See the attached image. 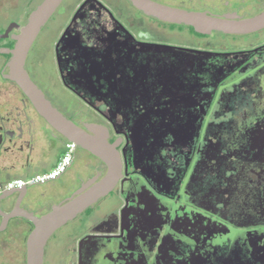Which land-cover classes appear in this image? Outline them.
I'll list each match as a JSON object with an SVG mask.
<instances>
[{"label": "flooded vegetation", "instance_id": "1", "mask_svg": "<svg viewBox=\"0 0 264 264\" xmlns=\"http://www.w3.org/2000/svg\"><path fill=\"white\" fill-rule=\"evenodd\" d=\"M42 1L0 0V264H26L31 217L105 172L73 143L51 176L72 141L11 78ZM141 4L264 14V0H61L22 69L66 119L106 129L122 175L52 233L43 264H264V25L202 33Z\"/></svg>", "mask_w": 264, "mask_h": 264}, {"label": "water", "instance_id": "2", "mask_svg": "<svg viewBox=\"0 0 264 264\" xmlns=\"http://www.w3.org/2000/svg\"><path fill=\"white\" fill-rule=\"evenodd\" d=\"M60 2L61 0H43L30 14L19 41L20 56L18 60L14 59L11 66V78L18 83L36 111L69 141L99 158L105 165V172L99 178L95 176L89 179L63 202L52 205L44 215L31 217L34 227L26 239V264H43L44 246L52 233L106 196L122 175L120 155L115 145L108 141L106 129L95 124H84V127H80L66 119L45 99L42 92L29 80L22 69L27 43L35 37L40 26L51 16ZM139 7L161 20L189 23L188 25L202 33L211 30L229 33L245 32L264 25L261 24L264 22V14L242 21H228L165 6L141 4Z\"/></svg>", "mask_w": 264, "mask_h": 264}, {"label": "built area", "instance_id": "3", "mask_svg": "<svg viewBox=\"0 0 264 264\" xmlns=\"http://www.w3.org/2000/svg\"><path fill=\"white\" fill-rule=\"evenodd\" d=\"M74 146L73 142H69L67 144L68 151L62 156L60 162L56 165V167L52 170L50 173L51 176H53L55 173H57L59 170L63 169L64 166L68 163L69 157H70V149Z\"/></svg>", "mask_w": 264, "mask_h": 264}, {"label": "rangeland", "instance_id": "4", "mask_svg": "<svg viewBox=\"0 0 264 264\" xmlns=\"http://www.w3.org/2000/svg\"><path fill=\"white\" fill-rule=\"evenodd\" d=\"M60 245V244H59ZM59 245H57V244H51L50 246H49V251H48V254H49V256L51 257V256H54L53 254V252L55 251V250H58L59 248H58V246Z\"/></svg>", "mask_w": 264, "mask_h": 264}]
</instances>
